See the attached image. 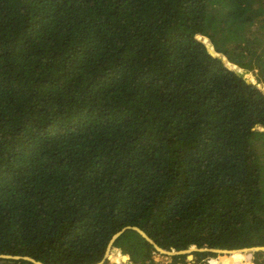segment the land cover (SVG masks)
Segmentation results:
<instances>
[{"label": "trees", "instance_id": "1", "mask_svg": "<svg viewBox=\"0 0 264 264\" xmlns=\"http://www.w3.org/2000/svg\"><path fill=\"white\" fill-rule=\"evenodd\" d=\"M256 84L264 0H0V254L95 264L125 226L167 250L264 246ZM112 247L157 264L135 230Z\"/></svg>", "mask_w": 264, "mask_h": 264}, {"label": "water", "instance_id": "2", "mask_svg": "<svg viewBox=\"0 0 264 264\" xmlns=\"http://www.w3.org/2000/svg\"><path fill=\"white\" fill-rule=\"evenodd\" d=\"M127 229L135 230L147 242L151 243L154 246L156 251H158L159 253L167 254V255H175L176 256V255L185 254V253H188V252H191V251H210V252L217 253V254L224 253V254H229L230 255L232 251L239 250V251H248V254H250V257H252V254L254 252L264 250V246H251V247H243V248H238V249H222V248H207L205 246L202 247V248H197L195 245L190 246V247H188L186 249H181V250H175V249L167 250V249H164V248L160 247L159 245H157L154 242V240L144 230H142L141 228H139L137 226H125L121 230H119L118 232L113 234V236L111 237V239L109 241V244L107 246V249H106V252L104 254V257L102 258V260L100 262L95 263V264H102L106 259H109V250L112 247L113 241L119 235H121L122 232H124ZM204 245H206V244L204 243ZM112 248L116 249L115 247H112ZM123 256H126L127 257L126 259L129 260V255L123 254ZM192 258H193L192 254H187V259L193 261ZM21 259L25 260V261H28V262H32L34 264H44V263H42L40 261H37V260H35L33 258H30V257H27V256L0 254V262H4L5 260H9L10 262H12V260H21ZM261 259L264 260V252L262 254ZM207 264H212V263L208 262ZM223 264H230V261L228 259H224Z\"/></svg>", "mask_w": 264, "mask_h": 264}, {"label": "rangeland", "instance_id": "3", "mask_svg": "<svg viewBox=\"0 0 264 264\" xmlns=\"http://www.w3.org/2000/svg\"><path fill=\"white\" fill-rule=\"evenodd\" d=\"M222 59L225 60L224 57ZM233 67H235V66H233ZM239 71L244 73V75L246 77H248L251 81L254 80L251 72H245V71H242L241 69H239ZM256 85H257V88L259 90L264 92V86L263 85H261V84H256ZM111 250H113L112 247H111ZM261 251H262V254H263L264 250H261ZM246 252L248 253V251H246ZM243 253H245V252H243ZM123 254H125V253L121 252V250L119 248H116L115 251L109 252V259H108L110 261L109 264H132L131 261H129L127 259L123 260L122 257H120ZM187 254H192V251L188 252V253H185V254H182V255H186V258H185L186 262L184 261V262H181V263H179V260L176 258L175 255H167V254L159 253L158 251L151 252L150 256L152 258V261L157 263V264H193L195 262V260H196V257L192 254L193 255V258H192L193 261H191V260L187 259ZM261 257H262V255L259 256V254L257 252H254L252 254L251 261L254 264H261V262H260V260H261L262 264H264V260H262ZM218 258H225V259L229 260L230 255L229 254H224V253H220V254L216 253V257L208 258L206 260V264L209 262L208 260L218 259Z\"/></svg>", "mask_w": 264, "mask_h": 264}, {"label": "bare ground", "instance_id": "4", "mask_svg": "<svg viewBox=\"0 0 264 264\" xmlns=\"http://www.w3.org/2000/svg\"><path fill=\"white\" fill-rule=\"evenodd\" d=\"M110 251V250H109ZM243 252H245V253H247L246 251H239V250H237V251H232L231 253H243ZM251 257H249V259H250ZM248 259V260H249ZM209 262H211V260H208Z\"/></svg>", "mask_w": 264, "mask_h": 264}, {"label": "flooded vegetation", "instance_id": "5", "mask_svg": "<svg viewBox=\"0 0 264 264\" xmlns=\"http://www.w3.org/2000/svg\"><path fill=\"white\" fill-rule=\"evenodd\" d=\"M194 251H192V253H193Z\"/></svg>", "mask_w": 264, "mask_h": 264}]
</instances>
